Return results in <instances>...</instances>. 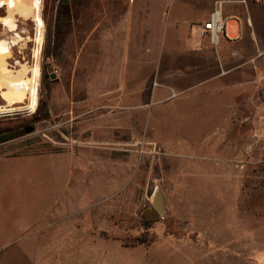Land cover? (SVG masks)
<instances>
[{
  "label": "rangeland",
  "instance_id": "1",
  "mask_svg": "<svg viewBox=\"0 0 264 264\" xmlns=\"http://www.w3.org/2000/svg\"><path fill=\"white\" fill-rule=\"evenodd\" d=\"M40 1L44 26L35 110L0 117V138L14 136L0 142V257L31 245L37 263L58 264L59 255L75 254L65 249L78 251L84 261L98 258L107 243L133 247L160 238L158 245L187 247L196 261L215 254L264 264V85L233 94L240 106L217 123L206 109L187 108L191 114L185 117L186 106L214 98L201 86L181 89L184 77L196 73L191 68L178 66L175 87L168 75L157 76V68L154 75L151 67L143 75L132 68L143 33L149 32L144 46L156 63L176 53L170 24L179 30L192 22L190 31L209 36L201 31L204 1ZM236 4L214 3L213 9ZM105 5L118 9L113 17L125 19L127 9L132 19L125 74L113 75L115 69H105L103 60L99 68L90 57L96 49L88 40L91 24L104 15ZM28 30L31 42L12 49L9 69L20 68L14 59L26 67L36 62L35 27ZM160 84L169 85L171 106L149 107L148 96ZM155 111L172 117L156 122ZM157 192L164 213L145 220L142 213ZM199 263L213 264L208 258Z\"/></svg>",
  "mask_w": 264,
  "mask_h": 264
},
{
  "label": "crops",
  "instance_id": "2",
  "mask_svg": "<svg viewBox=\"0 0 264 264\" xmlns=\"http://www.w3.org/2000/svg\"><path fill=\"white\" fill-rule=\"evenodd\" d=\"M201 1H204L205 4L203 20L201 22L202 31L203 25L208 22L211 13L214 11V3L218 0ZM115 8L105 5L103 10L104 15L91 24V30L88 35L89 42L96 45L95 51H93L94 49L91 50V59L93 60L95 57V61H99V68L102 67L100 61L103 60L105 69L112 67L116 70L112 72L113 75L126 73L124 70L128 67L129 63V54L127 52H129L130 45L126 36L129 38L132 26V19L130 20V17L127 16L129 15L127 9H125V19H118L115 16L113 17V14L118 12V9ZM0 13V41L5 44L7 51L5 62L7 68H9L11 66L12 57L10 56L12 49H21L22 46L31 42L28 27L32 26L33 22L31 18L23 19L17 17V19H20L19 26L17 27V19H14L13 28H9L1 20L6 15L4 6H0ZM219 14L220 18L224 20L231 18L227 26L231 40L220 38L218 44L214 45L209 36H201L199 30L195 33L189 30V26L192 27L193 25L192 22L189 26L179 30L175 24L173 26L170 24L168 39L170 43L176 44V53H173L174 55L172 56L170 53L167 56L158 57L159 63L158 59H156V63L153 60L154 58H151L149 48L146 51V47L144 46V41L150 36L149 32H146L147 35L141 33L142 35H139L138 39H136L138 42L142 41V44L140 43V51L137 53L138 60L132 67L133 69L140 70L135 73L141 75H143L141 70H144L146 66L152 68L151 73L153 75L157 68V76H160L161 73L168 75V83L171 85L172 81L174 87L176 84L175 71L177 72L181 67L185 69L191 68L196 73L190 76L187 74L184 77L182 83L184 87L181 89L187 90V85L191 87L201 86L203 87L202 91L206 92L208 97L212 96L214 98L207 101L193 102L194 105L186 106L185 117L191 114V111H188L187 108L206 109L208 111L206 115L212 116L213 121L217 123L226 122L225 120L232 116L233 109L240 106V101L234 99L233 94L250 90L251 87H255V85L260 83L264 85V7L248 1L246 5L222 6ZM181 39H184V51L181 49ZM159 42L160 39L158 40V44ZM151 43L152 41L150 40L148 44L150 45ZM97 44H100L99 47H97ZM177 46L181 49L179 52H177ZM159 51H161V47H159ZM122 52L124 54L121 56ZM121 59L125 64L121 62ZM13 61L21 67L22 61H17V59ZM109 61H112L111 65ZM119 70H122V72ZM169 85L160 84L154 92L151 90L148 96L149 107L155 103L169 105L168 101L171 100L168 98L170 91H167ZM3 90V88H0V108H4L7 105L2 96ZM18 103L21 102L15 103L14 106ZM145 106L143 103L140 108H144ZM164 116L160 115V111H155L152 115L153 119L159 123L166 122L172 117ZM125 123H129L127 118H125ZM122 124L121 127L123 128ZM159 240L160 238L148 245L138 244L133 247L107 243L98 258L96 255V259H83L84 261L78 260L82 257L78 251L65 249L63 250L64 252L75 254L63 256V258L59 255L58 264H101L102 261L103 264H119L120 261L124 260L126 261L125 264H192V261L194 264H200L199 261L205 258H208L213 264H240L238 259L237 261L232 259L222 260L218 259V255L216 258L215 254L202 255L196 261L188 255L189 251L187 247L182 248L172 244L170 241L158 245L161 242ZM87 245L84 251L87 250ZM228 248H232L230 250L231 253L234 252L233 246L229 245ZM28 253L30 254V258L28 257ZM165 253L169 254L165 255ZM231 255L233 256V254ZM0 264H43V261L39 260L37 263L34 257L31 256V245L28 248L26 245L20 248L16 247L12 251L5 253L0 257Z\"/></svg>",
  "mask_w": 264,
  "mask_h": 264
},
{
  "label": "bare ground",
  "instance_id": "3",
  "mask_svg": "<svg viewBox=\"0 0 264 264\" xmlns=\"http://www.w3.org/2000/svg\"><path fill=\"white\" fill-rule=\"evenodd\" d=\"M40 0H0V6H4L6 15L1 19L3 24L13 28L14 19L17 17L31 20L35 23V40L33 57L36 60L30 67L21 65L18 69H9L6 66L5 57L7 51L5 44L0 41V88H3L2 96L6 107L0 108V117L15 112H34L37 98V85L40 77L39 56L43 41L44 23L40 17ZM27 98L28 102L16 107L17 102ZM25 102V101H24ZM3 105V104H2ZM18 105V104H17Z\"/></svg>",
  "mask_w": 264,
  "mask_h": 264
},
{
  "label": "built area",
  "instance_id": "4",
  "mask_svg": "<svg viewBox=\"0 0 264 264\" xmlns=\"http://www.w3.org/2000/svg\"><path fill=\"white\" fill-rule=\"evenodd\" d=\"M248 1H252L264 7V0H231V1H223V2H235L238 4L246 5ZM222 1H216V7H219L223 3ZM231 21V18L222 19L220 18L219 10H214L208 22L203 25L202 32L204 34H208L211 42L216 45L220 38H225L231 40L230 35L228 34V22Z\"/></svg>",
  "mask_w": 264,
  "mask_h": 264
},
{
  "label": "water",
  "instance_id": "5",
  "mask_svg": "<svg viewBox=\"0 0 264 264\" xmlns=\"http://www.w3.org/2000/svg\"><path fill=\"white\" fill-rule=\"evenodd\" d=\"M47 72L50 74V79L55 78L52 67H48ZM150 203H151V206L144 209L142 215L145 220L154 221V220H157L164 213V210H165L162 193L157 192L152 197Z\"/></svg>",
  "mask_w": 264,
  "mask_h": 264
},
{
  "label": "trees",
  "instance_id": "6",
  "mask_svg": "<svg viewBox=\"0 0 264 264\" xmlns=\"http://www.w3.org/2000/svg\"><path fill=\"white\" fill-rule=\"evenodd\" d=\"M65 8H66V10L64 12L67 14L69 11L68 5H65ZM12 138H14V136L2 137V138H0V142L7 141V140H10Z\"/></svg>",
  "mask_w": 264,
  "mask_h": 264
},
{
  "label": "flooded vegetation",
  "instance_id": "7",
  "mask_svg": "<svg viewBox=\"0 0 264 264\" xmlns=\"http://www.w3.org/2000/svg\"><path fill=\"white\" fill-rule=\"evenodd\" d=\"M19 18V17H18ZM17 19V18H16ZM16 22H17V27L19 26V22H20V19H17L16 20ZM33 22V21H32ZM33 26L35 27V23L33 22ZM35 35H36V33H35ZM35 35H34V38H35ZM35 40V39H34ZM34 42V41H33ZM10 57H12L13 58V55L11 54V56ZM33 59H34V57H33ZM35 60V59H34ZM35 63V62H34ZM33 64V63H32Z\"/></svg>",
  "mask_w": 264,
  "mask_h": 264
}]
</instances>
